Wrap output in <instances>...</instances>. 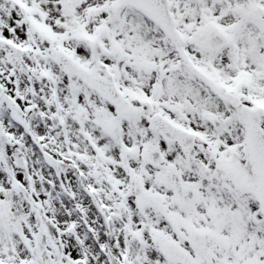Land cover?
I'll list each match as a JSON object with an SVG mask.
<instances>
[{"label": "snow or ice", "instance_id": "snow-or-ice-1", "mask_svg": "<svg viewBox=\"0 0 264 264\" xmlns=\"http://www.w3.org/2000/svg\"><path fill=\"white\" fill-rule=\"evenodd\" d=\"M0 264H264V0H0Z\"/></svg>", "mask_w": 264, "mask_h": 264}]
</instances>
